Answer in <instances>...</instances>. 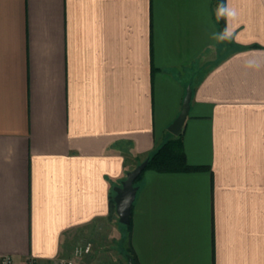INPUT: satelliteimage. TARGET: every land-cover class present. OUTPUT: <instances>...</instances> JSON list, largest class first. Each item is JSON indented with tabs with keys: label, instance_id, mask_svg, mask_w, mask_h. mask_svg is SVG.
<instances>
[{
	"label": "crops",
	"instance_id": "0c3cea01",
	"mask_svg": "<svg viewBox=\"0 0 264 264\" xmlns=\"http://www.w3.org/2000/svg\"><path fill=\"white\" fill-rule=\"evenodd\" d=\"M188 88L184 150L207 168L144 170L127 249L264 264V0H0V255L49 264L89 243L75 264H107L114 187Z\"/></svg>",
	"mask_w": 264,
	"mask_h": 264
},
{
	"label": "trees",
	"instance_id": "16d2710c",
	"mask_svg": "<svg viewBox=\"0 0 264 264\" xmlns=\"http://www.w3.org/2000/svg\"><path fill=\"white\" fill-rule=\"evenodd\" d=\"M148 160L147 166L145 169H153L158 172H192V171H199L206 169L207 166L204 165H194L188 162L184 145H183V138L182 132L175 135L172 134L170 131L166 133L164 139L160 145H158L154 151L147 156ZM144 169V170H145ZM138 176L135 180L134 184L138 185L142 174ZM110 203L112 207L115 208L114 196L110 197ZM121 229L123 230V239L127 240L128 234L131 233L132 230V214L131 220L129 224H121L119 223ZM131 254L135 264L137 263L136 257L133 253V249H130L127 252V255Z\"/></svg>",
	"mask_w": 264,
	"mask_h": 264
},
{
	"label": "water",
	"instance_id": "95a60500",
	"mask_svg": "<svg viewBox=\"0 0 264 264\" xmlns=\"http://www.w3.org/2000/svg\"><path fill=\"white\" fill-rule=\"evenodd\" d=\"M192 97V89L188 88L183 100L182 108L178 116L168 126V130L172 134L182 132L184 123L189 113L190 101ZM148 160L141 161L136 167L127 172L126 178L121 182V185L114 187V202L116 205V213L121 224H129L131 220L132 207L136 198L139 186L134 182L147 166ZM128 264H135L131 254L127 255Z\"/></svg>",
	"mask_w": 264,
	"mask_h": 264
},
{
	"label": "built area",
	"instance_id": "2783aa9c",
	"mask_svg": "<svg viewBox=\"0 0 264 264\" xmlns=\"http://www.w3.org/2000/svg\"><path fill=\"white\" fill-rule=\"evenodd\" d=\"M91 249H92V245L89 243L78 245L74 248L72 256L58 257L49 264H75L77 258L90 253ZM0 264H16V261L13 255L10 254L0 255ZM25 264H47V263H41L40 261L37 260L36 257L30 256L26 259Z\"/></svg>",
	"mask_w": 264,
	"mask_h": 264
},
{
	"label": "rangeland",
	"instance_id": "374dc122",
	"mask_svg": "<svg viewBox=\"0 0 264 264\" xmlns=\"http://www.w3.org/2000/svg\"><path fill=\"white\" fill-rule=\"evenodd\" d=\"M115 209H116V205H115ZM117 218H118V215H117ZM116 232H117L116 235L119 236L120 235L119 231L116 230ZM119 252H122L123 255L119 254ZM127 252H128L127 241L122 240V238L121 239L116 238L115 243H114V251H110L107 254L105 260H102V261H105L104 263H107V264H126L127 263Z\"/></svg>",
	"mask_w": 264,
	"mask_h": 264
},
{
	"label": "clouds",
	"instance_id": "9594fccd",
	"mask_svg": "<svg viewBox=\"0 0 264 264\" xmlns=\"http://www.w3.org/2000/svg\"><path fill=\"white\" fill-rule=\"evenodd\" d=\"M225 12V9L221 6L220 9H219V14L220 15H223Z\"/></svg>",
	"mask_w": 264,
	"mask_h": 264
}]
</instances>
